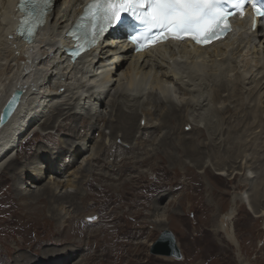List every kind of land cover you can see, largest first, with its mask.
I'll use <instances>...</instances> for the list:
<instances>
[{
    "label": "bare ground",
    "instance_id": "bare-ground-1",
    "mask_svg": "<svg viewBox=\"0 0 264 264\" xmlns=\"http://www.w3.org/2000/svg\"><path fill=\"white\" fill-rule=\"evenodd\" d=\"M19 2L0 0V114L13 90H23L16 112L0 128V175L9 174L13 180L18 177L13 185L17 198L39 212L40 217L43 212L49 213V218L56 222L58 234L65 226L68 238L60 239L61 236L53 234L40 239V247L35 253L22 242L20 247L18 243H13L7 248L0 238V264H68L79 252L82 243L73 238L80 232L71 227L70 220L82 216L83 207H88L85 197L96 194L94 186L91 188L92 183L100 185V175L107 174L106 165L109 163V170L118 172L116 175L122 179L120 182L119 177L113 178L116 183L109 188L119 192L123 200L131 198L125 185H130V190L136 193L135 198L142 199L144 205L147 201L145 196H150L145 194L146 191L152 194V191L165 186L162 179H153L147 174L141 177L144 183L139 184L137 180L142 171L137 175L128 172L121 177L122 172L138 169L144 163L151 164L155 169L161 160L189 172L196 180L209 176L211 180L221 181L224 186L236 180V187L250 191L249 203L256 217L264 221V26L258 24L253 29L245 14L236 19L239 31L207 46L169 42L139 53H132L122 40L107 37L72 63L65 52L70 37L68 32L81 16L88 0H56L45 20L33 30L31 41L18 34L24 18ZM171 85L177 86L176 89L181 92L179 104L172 99ZM166 102L173 104L166 109L167 106H162ZM220 103H225V106H220ZM149 105H153L154 110H149ZM258 107V115L254 117L253 110ZM96 127H102L103 131L98 133L99 139L91 145L90 160L62 184L58 178L86 149L84 142L90 137L89 131ZM256 128L260 129L246 142ZM31 129L27 138L31 144L35 142L33 136H48V141L42 139L44 144H37L35 148L38 151L31 153L35 158L33 155L28 158L29 153L23 148L26 134ZM105 129H109L108 134ZM155 130H158L157 135L153 134ZM58 134L73 137L80 144L84 142L73 149L74 140H61L55 143L58 151L55 148L51 152L46 146H54L51 140L54 135L56 139ZM117 140L131 149L123 150ZM147 140L150 144H146ZM143 145L145 148H141ZM138 147L139 150L135 151ZM65 157H70V160H64ZM249 170L256 172L252 178L247 175ZM173 183L171 180L166 184ZM70 187L74 188L73 191L68 190ZM205 191L208 209L213 206L208 197L222 208L228 206L225 202L227 191L216 185ZM165 194L166 190L158 192L148 204L150 217L157 216L160 210L162 213L170 212L158 204ZM80 196L81 200H78ZM95 197L97 195L90 198ZM40 200L45 201L47 206L37 205ZM242 201L240 196L233 200L245 214ZM8 203H5L8 215L1 219L10 221L14 213ZM145 210L140 207L128 212L129 216H140L139 232L146 230L150 233L153 227L163 231L168 228L163 220H145ZM172 212L181 214L175 210ZM99 214L98 222L103 224L99 226L100 230H107L117 244L120 243L117 239L122 229L120 224L116 225L114 219L110 222L111 219L105 217L103 211ZM222 214H207L214 223L211 231H215L216 236L223 235L231 247L232 237L228 230H224V224L234 221L235 212L227 210L225 217H221ZM21 219L32 223L29 216L24 218L23 215ZM84 220L80 218L82 225H92L97 217L93 219L95 222ZM260 230L264 232L263 224ZM46 231L48 229L40 230ZM98 235V232L94 233V236ZM238 236L242 237L241 234ZM257 238H263L261 248L257 249L259 253L264 250V235ZM76 241L79 243L76 244ZM246 243L249 249L252 241L247 239ZM11 257H14L13 263L10 262ZM192 261L186 264L196 263ZM82 263L80 260L74 264Z\"/></svg>",
    "mask_w": 264,
    "mask_h": 264
},
{
    "label": "rangeland",
    "instance_id": "rangeland-1",
    "mask_svg": "<svg viewBox=\"0 0 264 264\" xmlns=\"http://www.w3.org/2000/svg\"><path fill=\"white\" fill-rule=\"evenodd\" d=\"M170 87L174 93L172 95L173 96L172 99H174V102L175 103L178 102V104L181 103V100H182L181 99L182 98L181 92L180 91L178 92L179 89H176L178 87L172 86V85ZM153 97L157 99V96L155 94ZM172 104L173 103H171V102H166L162 106H164V107L167 106V107H165L167 109V108H170V106H172ZM224 104L225 103H223V104L220 103L219 105L225 106ZM151 106H153V105H149V110L150 109L154 110V107H151ZM262 106H264V103ZM258 109H259V107L255 108V110H253L254 117H257L258 112H259ZM159 111L161 112L160 109H159ZM72 117H77V116L73 115ZM78 122L79 121H77L76 124ZM256 123L257 122H255V124ZM78 127H79V129H81L80 123H79ZM259 129L260 128L254 129L255 133H253V134H250L251 131H249L248 134H250V136L246 138V142H249L251 140V138L253 136H255V134L258 132ZM32 130L33 129H31L26 134L25 139H27L29 137ZM82 130H83V128H82ZM90 131H89V133H91L90 137L86 138L85 142L81 141V144H80L79 140H75L73 137H69L66 134L65 135L58 134L56 136V139H55V135H54L52 137V140H51L55 147L54 146L51 147L50 145L46 146V148L52 152L55 150V148H57V151H58V146L55 143H60L61 140H69V139L71 141L74 140L75 143L72 146L73 149L78 148L80 145L83 144V142H84V144L86 143V146H87L86 149H84L82 152L79 153V155L77 156L78 158H76L77 160L74 162V164L71 167H67L68 171L66 170V173L62 177L58 178L62 182V184H65L66 180H68L69 178H72L74 173H76L78 169L81 170L82 168H84L86 166L87 162L90 160V158H91V156H90L91 145L96 140L99 139L98 133L103 131V128L102 127H98V128L96 127ZM157 131L158 130H155L153 132V134L157 135ZM105 132H106V134H108L109 129H105ZM89 133L86 132V134H89ZM39 135H40L39 138H36L35 136H33L35 139V142L33 144H31L28 139L24 142L23 148H24V152L29 153L28 158H30L33 155V154H31L32 152L38 151V149L35 148L37 146V144L38 145L44 144L42 139L48 141V136H44L41 134H39ZM117 141H118L117 144H119L123 150L131 149V147H129L127 144L121 143L120 140H117ZM146 144H150V140H149V143L147 140ZM28 147H30V148H28ZM124 148H126V149H124ZM141 148H145L144 145L141 146ZM132 149H134V147ZM138 150H139V147L137 149H135V151H138ZM144 151L145 150H143V152ZM249 153H251V151ZM13 155H14V153H13ZM32 157L35 158L36 156L33 155ZM65 159L70 160V157H65L64 160ZM154 162H155V160H153V163ZM163 162L165 163L164 165H163ZM159 164H160L161 168H160ZM156 165H158V166L155 169H153L151 167V164H148V163L145 164L144 163L138 169L134 168V170H126V171L122 172L123 175L121 177L128 174V172H129V174L132 172L130 175H137L138 172L141 173V171H142V174L139 175L140 177L137 180V182L141 185L144 183V178L141 179V177L145 176L146 174L149 175L150 177H152L153 179H155V178H158V180L162 179V182L165 183L164 187L159 188L156 191H152V194H150V192L147 193V191L145 192V194L150 195V196H148L149 198L147 196H145L144 200H147L145 205L143 204L142 199L135 198L136 193L134 191L130 190V188H131L130 185L124 186L126 189H128V191L130 193V196H128V197H131L130 199H127V200H123L119 196V192H114L112 190V188H109V186L111 184L116 183L113 180V178H116L119 176L116 175L118 172H112L109 170V168H111L110 163L106 165L108 172H106L107 173L106 175L105 174L100 175V179L98 180V183L100 185L96 186L95 183H92V185H91V188H93V186H94L93 190H95V193H96L94 195H97V197L90 198V197H93L94 195L93 196L89 195V197L86 196L85 198L87 199V201H85V203H86V205H88V207L87 208L83 207L84 213L78 219L72 218L70 220L71 227L75 228L76 231L80 232V235H77L74 237L71 235V237L81 240L82 243L80 245L79 252H77V254L74 255L75 257L71 261H69L68 264H74L80 260L83 261L82 264H102V263L103 264H130V263L131 264H186L187 262H189V260H194L192 262H194V263L196 262L197 264H215V261L217 264H264V250H261V252L257 253V249L261 248V246L263 244V238H261L259 240V238H257V237L261 234L264 235V232L262 233L260 230L262 224L264 227V221H261V220H259L258 217H256L257 214L254 212V210L252 209V207L249 203V199H248V196L250 194L249 190L248 191H247V189L242 190L241 188L236 187V184H234V183H236V180L235 181L233 180L234 182L232 184H228L227 186H224L221 181L211 180V178L209 176H208V178L206 176H204L201 179L196 180L195 177H192V174H190L189 172H185L183 170H180V168H178V167L170 166L169 163L165 162V161L160 160L158 162V164H156ZM171 170H172V172H171ZM160 172H162V174ZM187 173H188V176H187ZM164 174H165V177H164ZM255 174H256V172L254 170H249V172L247 173V175L251 178ZM111 175H113V176H111ZM17 179H18V177L15 180H13V177L10 176L9 174L0 175V226L2 227V228L0 227V238H1L2 242L6 245V247L8 248L10 245H13V243H18V245H19V243L21 244V242H22V245L29 246L28 249H30L31 252L35 253L37 247H40L39 246L40 245V239L48 238L53 234L61 236L60 239H65L67 237V234L65 233L66 232L65 226H62V228L60 230V234H58L57 228H56V222H55V220L49 218L50 217L48 215L49 213L43 212L42 217H40L39 212L33 211L34 209L29 208L30 205H27V204L24 205L23 201H21V200H19V198H17L15 190L13 188V185L17 181ZM48 179H49V176H48V178L46 177L45 180L48 181ZM121 180L122 179L120 178L119 181L121 182ZM171 180L174 182L172 185L166 184V183H170ZM146 183H147V181H146ZM214 185L219 187L222 191L228 192V194H227L228 196L226 195L227 200L225 201L226 204L228 203V206L226 208L228 211L233 210L235 212L234 221L232 223H229V224H227V223L224 224L225 225L224 230L225 231L228 230L227 231V232H229L228 234L230 235V237H232V246L231 247L229 246L228 242L225 239H223V235L216 236L214 234L215 231L214 232L211 231L213 229V228H211V226H213L214 223L212 222V219L210 217L208 218L207 214L218 215L219 213H223L221 215V217H225L226 211H227L225 207H223V208L220 207L219 205L216 204L215 200H212L210 197H208V199L213 206L210 209H208V204L206 203L207 200L205 197V195H207V192L205 190L207 188L214 187ZM198 188H200V189H198ZM204 188H206V189H204ZM73 189L74 188L70 187L68 190L73 191ZM165 190H166L167 194H165V196L163 198H160L158 200V204H159V206H162V207L165 206L166 208H168L170 210V212H165V213L163 212L162 213V211L160 210L159 213L157 214V216L150 217L151 210L148 207L151 204V201H153V198L155 197L154 195H157L158 192L159 193L160 192L162 193V191L165 192ZM2 193H3L4 197L2 196ZM183 194H184V196H183ZM237 196L243 197L242 205L244 206V209L246 211L245 214L239 209L240 205L239 204L235 205L233 202V200L235 198H237ZM78 200H81V196L78 197ZM95 200H96V202H95ZM213 202L215 203V205L213 204ZM5 203H8V206H10L11 212L14 213L10 217V221L1 219L4 216L8 215L7 206ZM39 204H41L42 207L47 206L45 201H42V200H40L39 203H37V205H39ZM98 204H99V206H98ZM140 207H143L146 209L145 210L146 213L144 215L145 220H147L148 222H154V220H156V219L157 220H163L164 223L166 224V226L168 227L167 229L174 233V235L176 236V239H177L178 246H179L181 253H182L181 259H175V258L171 259V257H165V256L160 257V256H156L155 254L152 253V245L158 240L161 233H163V230H157V228H154L152 225L153 228L150 231V233H147L146 230L143 232H139L140 225L138 224V221L140 220V216L138 214H136V216L135 215L129 216L128 212L131 209H138ZM172 210H175L176 212L181 213L182 215L176 214V213L172 212ZM64 211H65V209L63 210V212ZM101 211L104 212L105 217L107 216L109 220L111 219L110 222H113V219H114V222L116 225L120 224L119 226L122 229L118 233V237H117V239H119L120 243L117 244L116 240H114L115 238H112V236L110 235V233L107 230H105V229H103V231L100 230L99 226H101L102 223L98 222V220H99V215H100L99 212H101ZM204 211H205V213H204ZM185 212H188V213L183 215V213H185ZM207 212H209V213H207ZM89 213L91 215H89ZM192 213H193V215H192ZM203 214H205V215H203ZM23 215H24V218L29 216L32 223H29V224L25 223V219H21ZM187 215H189V216H187ZM81 217L83 220L85 219L84 221L87 220L88 222H95V220H93V219L94 218L96 219V217H97V221L95 223H93L92 225H84V224L82 225V223L80 222ZM204 217H206V218H204ZM91 219H92V221H91ZM21 220H23V221H21ZM199 220H201L200 223H199ZM14 226H15V228H14ZM95 226H96V228H95ZM102 226H103V224H102ZM45 229H48V231L40 232V230H45ZM93 229L96 231H94ZM135 231H137V233H135ZM95 232H98L99 235L94 236ZM104 232H106L107 234ZM224 233H225V235H227L226 232H224ZM149 234H150V236H149ZM239 234H241L242 237H239L238 236ZM247 239L252 241V244H251L252 246L249 249H247V246H248V244L246 243ZM141 242H142V244L139 245ZM78 243H79V241L76 244H78ZM64 245H66V244H64ZM64 245H62V247ZM113 245H115V246H113ZM19 247H20V245H19ZM59 247L61 248V246H59ZM60 248H57V249H60ZM225 248H227V249L224 250ZM252 248H253V250H252ZM206 249H208V250H206ZM110 250H112V251H110ZM111 252H112V254H111ZM216 252H217V254H216ZM107 253H109V254H107ZM119 254H120V256H119ZM213 257H214V259H212ZM260 257H262L261 260H260ZM108 258H110V259H108ZM201 259H203V260H201ZM10 262L11 263L14 262V257L10 258Z\"/></svg>",
    "mask_w": 264,
    "mask_h": 264
},
{
    "label": "snow or ice",
    "instance_id": "snow-or-ice-1",
    "mask_svg": "<svg viewBox=\"0 0 264 264\" xmlns=\"http://www.w3.org/2000/svg\"><path fill=\"white\" fill-rule=\"evenodd\" d=\"M49 2L50 0H21L20 8L26 10L29 3L47 5ZM247 2L248 0H95L86 10V14L90 15L87 27L95 28L97 21L101 19L112 23L120 18V13H127L143 25L140 33L143 41L135 35L132 37L137 44L168 39L182 40L185 36L202 44L230 31L225 21L233 12L223 6L225 3L240 10ZM253 8L255 9V3ZM257 11L264 16V11ZM26 16L31 17V20L21 21L18 34L31 38L33 25L40 21L41 13L26 10ZM99 31H103V28ZM87 36L86 32L85 37Z\"/></svg>",
    "mask_w": 264,
    "mask_h": 264
},
{
    "label": "water",
    "instance_id": "water-1",
    "mask_svg": "<svg viewBox=\"0 0 264 264\" xmlns=\"http://www.w3.org/2000/svg\"><path fill=\"white\" fill-rule=\"evenodd\" d=\"M23 96L22 89H14L11 96L3 106L0 114V128L3 127L16 112L21 98ZM152 253L159 256L172 257L181 259L182 253L178 246L176 236L168 229L161 233L158 240L152 245Z\"/></svg>",
    "mask_w": 264,
    "mask_h": 264
}]
</instances>
